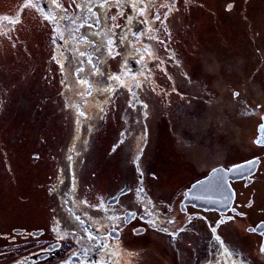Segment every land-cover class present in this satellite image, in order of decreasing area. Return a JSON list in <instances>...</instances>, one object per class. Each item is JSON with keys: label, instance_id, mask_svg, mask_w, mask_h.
<instances>
[{"label": "rangeland", "instance_id": "374dc122", "mask_svg": "<svg viewBox=\"0 0 264 264\" xmlns=\"http://www.w3.org/2000/svg\"><path fill=\"white\" fill-rule=\"evenodd\" d=\"M24 1L0 0V21L10 14L16 18L0 28V232L7 233L13 226L27 224L31 231L57 224L60 197L75 189L70 177H63L57 198V168L80 125L67 103L76 96L55 57L53 29L37 9L38 2L16 16ZM58 1L71 13L78 4ZM168 9L151 10L158 28L151 48L153 55L157 52L135 74L140 83L136 96L146 108L132 102L127 85H118L83 124L77 149L85 159L73 194L85 202L82 215L92 213L87 206L99 208L107 197L120 198L124 211L144 213L145 196L168 219L181 221L187 217L181 211L184 192L196 179L217 167L264 158V146L254 142L264 114V0H180L175 13ZM156 14L160 17L155 20ZM96 23L101 32L108 30L103 15L91 22ZM107 57L98 65L106 80L100 85L103 90L124 63L121 56ZM95 76L91 78L101 79ZM194 152L204 160L192 162ZM140 175L142 196L135 195ZM257 175L264 176V164ZM124 181L132 193L124 188L113 195ZM240 189L243 200L256 195L264 201V185ZM254 212L264 216V210ZM190 219L193 224L195 219ZM247 224L236 221L220 235L233 252L241 248L242 257L253 262L248 264H264L263 245L256 246L259 241L245 229ZM47 239H34L33 244ZM121 241L135 253L131 261L178 264L168 248L175 240L138 219L122 228ZM23 244L0 239V251L14 254Z\"/></svg>", "mask_w": 264, "mask_h": 264}, {"label": "flooded vegetation", "instance_id": "af4514ba", "mask_svg": "<svg viewBox=\"0 0 264 264\" xmlns=\"http://www.w3.org/2000/svg\"><path fill=\"white\" fill-rule=\"evenodd\" d=\"M76 1L79 2V0ZM179 1L180 0H177L176 5ZM58 2L60 5H64L62 2ZM36 3L37 9H40L42 6L39 0H25L16 11V16H18V14L21 16L22 12H24L28 6H33ZM77 6L79 5L77 4ZM77 6L76 8H78ZM162 6L167 7L164 3L159 5V7ZM169 12L172 11L169 10ZM72 13L74 12L72 11ZM13 15L4 16L0 21V28L3 29L5 25L9 26L10 23L14 22L16 18ZM159 17L160 16L156 14V18ZM93 20H98L97 13H94L92 18L88 21H84L83 25L93 26V24H91ZM157 30L158 28L156 27V33ZM74 152V162L68 163L66 166L61 160L57 168L58 177L56 176L57 180L55 178V182L60 185L55 190V192L58 193L56 194L57 198L60 197L59 192H61L60 189L64 184L63 176L65 175V170L70 176L73 187H75V189L66 192L67 196L64 198L60 197L61 203L59 206H56L58 209L57 224L52 223L49 225L48 229L42 228L40 230L31 231L25 227L27 226V224H25L11 227L10 233L0 232V239L2 240H8L10 242L21 240L24 243L17 251L15 250L16 252L14 254H8V251L1 250L0 264H143V259H138L136 262L131 261L135 253L129 252L123 246L121 241V230L124 226L129 225L137 219L147 224V219L137 210L134 213L124 211L125 207L122 205L120 206V198L107 197L106 201H104L106 198L102 200L103 203L99 208L87 206L88 210L92 212H87V216L91 220L90 227H88V225H86V227H81L79 225V223L82 222L80 221L82 217L80 211L85 208L86 205L84 202V207H81L78 197H76V195L73 196L80 183V168L77 165L79 153L76 151ZM260 160L261 164L259 170L264 164V158ZM258 172L253 176L252 180L243 179L231 182L235 190V200L231 209L226 213L219 211H204L192 205L181 206V211L187 214V217H185V221H178L175 219L169 238L175 240L176 243L174 242L168 247L173 259H176L178 264L253 263L249 258L242 257L241 248L238 250L234 249L238 253L233 252V249L230 248L232 245L229 243L226 244L220 235V232L225 226L232 225L236 221L246 220L247 223H249L245 229L250 231L249 233L252 235H255L256 239L259 241V244L257 242V245H255H263L261 249L264 251V235L252 231L259 223L264 222V216L254 212H263L264 201L256 200V195H253L254 197L252 198L249 197L247 200H243L245 194L240 189L242 185L259 184V186H263L264 176H261V179H257V177H259L257 175ZM207 175L208 174L199 177L195 181ZM66 186L68 185L66 184ZM262 197L264 198V196ZM2 200L3 198L0 192V212ZM117 206H120V208ZM122 211H124V214H122ZM190 217L195 219L193 224ZM122 218H124V220H122ZM203 220L205 222H203ZM2 222L4 221L0 219V223ZM47 236L48 239L46 241H41V244H33L35 243L34 239L40 240L42 237L45 238ZM68 236H70V238ZM190 236H193V238L190 239L187 244L184 243V240H186V238L188 239ZM67 237L70 241H73L70 246L65 242ZM82 239H85L87 243H82ZM178 240H181V242L178 243ZM167 241L168 240H166V242ZM117 246H122V253L116 249Z\"/></svg>", "mask_w": 264, "mask_h": 264}, {"label": "trees", "instance_id": "16d2710c", "mask_svg": "<svg viewBox=\"0 0 264 264\" xmlns=\"http://www.w3.org/2000/svg\"><path fill=\"white\" fill-rule=\"evenodd\" d=\"M39 1L42 6L40 9L44 12V16L46 15L44 19L48 21L55 34V57L59 60L58 63L62 70L61 74L70 77L67 84L68 86L72 85L71 90L76 96L73 100H67L68 105L76 111V120L80 121V125L75 128L77 131L71 139L70 146L66 149V153L65 151L62 153V161L67 166L68 163L74 162V151L78 152L79 155L81 154L80 149H77L78 143L83 134L81 133L83 124L89 119L91 111L97 107L102 97L114 93L113 90L118 85L120 87L127 85L132 102L146 108L145 103L136 96V90H139L140 84L136 75L140 68L146 69L148 67L149 62L154 59V55L157 52L155 51L153 55L151 48L152 44L156 42L157 33L156 25L153 22V16H150V12L164 3L170 11L175 13L177 0H79V6L72 14L67 12L58 0ZM113 11L117 13L115 17L112 16ZM94 13L98 14V19L101 15H103V18L105 17V21L108 23L107 31L101 32L97 23L95 26L83 25V22L92 18ZM114 18L116 20L113 22ZM83 30L87 31L86 34L83 33ZM129 51L131 52L130 58L125 61ZM105 54L108 57L105 56L103 58L102 56ZM111 55L121 56L124 63L117 72H114V77L110 79L111 85H107L109 88L103 90L100 85L105 83L106 80L104 81V73H102L98 65L101 63V59H106V57L110 59ZM93 74L96 75L95 77L100 75L101 79L93 80L91 78ZM75 77L76 84H74ZM97 109L99 111L100 106ZM93 122L96 123L95 121ZM77 135L80 137H77ZM79 155L77 165L81 170L85 157L80 158ZM203 160L202 154L199 155L194 152L192 162ZM65 172L67 171L65 170ZM64 174L63 177L65 179L70 177L68 172ZM139 180L135 195L141 193L140 196H142L145 190L141 175ZM124 188L127 190L126 193H132V187L128 181H124L113 195ZM144 199H142L144 202L142 206L145 212L142 215L147 219V224L153 230H159L166 235H170L175 218L168 219L167 214L165 215L164 211L158 209L152 199L145 196ZM78 200L81 207H84V200L82 198ZM127 212L134 213L135 210H127ZM81 216L80 221L82 222L79 225L81 227H86V225L90 227V218L87 215L81 214ZM81 242L87 243L85 239H82ZM116 249L121 252L122 246H117Z\"/></svg>", "mask_w": 264, "mask_h": 264}, {"label": "water", "instance_id": "95a60500", "mask_svg": "<svg viewBox=\"0 0 264 264\" xmlns=\"http://www.w3.org/2000/svg\"><path fill=\"white\" fill-rule=\"evenodd\" d=\"M261 119L262 122L257 128L258 135L254 140L258 146H264V114ZM260 164V159L252 158L227 169L222 166L213 169L184 192L181 206L192 205L204 211L228 212L235 200V190L231 182L242 179L252 180ZM252 231L264 235V222L259 223Z\"/></svg>", "mask_w": 264, "mask_h": 264}]
</instances>
